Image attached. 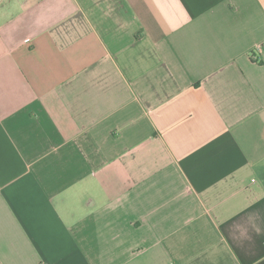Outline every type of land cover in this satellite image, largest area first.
Wrapping results in <instances>:
<instances>
[{"label": "crops", "instance_id": "obj_1", "mask_svg": "<svg viewBox=\"0 0 264 264\" xmlns=\"http://www.w3.org/2000/svg\"><path fill=\"white\" fill-rule=\"evenodd\" d=\"M0 264H264V0H0Z\"/></svg>", "mask_w": 264, "mask_h": 264}]
</instances>
